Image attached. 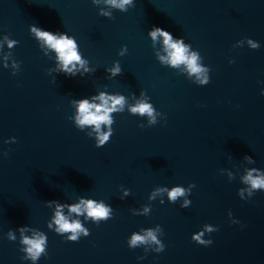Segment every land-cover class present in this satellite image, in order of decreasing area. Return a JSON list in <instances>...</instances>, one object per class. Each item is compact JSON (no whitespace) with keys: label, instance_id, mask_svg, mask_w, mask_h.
I'll use <instances>...</instances> for the list:
<instances>
[{"label":"water","instance_id":"water-1","mask_svg":"<svg viewBox=\"0 0 264 264\" xmlns=\"http://www.w3.org/2000/svg\"><path fill=\"white\" fill-rule=\"evenodd\" d=\"M32 25L74 37L89 71H59ZM154 25L198 53L208 83L160 61L162 40L148 35ZM261 88L264 0H133L125 11L94 0H0V264H32L22 259L18 226L47 238L35 264H264V190L249 196L242 179L250 169L264 173ZM100 92L125 103L97 147L92 126L73 117L75 101ZM140 100L155 123L129 111ZM174 185L186 191L169 200ZM81 198L110 214L71 213L88 235L66 240L48 225L57 203L69 214ZM147 229L162 251L128 245Z\"/></svg>","mask_w":264,"mask_h":264},{"label":"clouds","instance_id":"clouds-1","mask_svg":"<svg viewBox=\"0 0 264 264\" xmlns=\"http://www.w3.org/2000/svg\"><path fill=\"white\" fill-rule=\"evenodd\" d=\"M94 2H103L109 8L125 11L126 6L132 4L133 0H94ZM99 12L101 15H110V12L103 8ZM30 30L43 46H46L47 49L55 53L59 71L72 76L76 75L80 68H83L84 71H89L86 67L87 62L82 59L78 51V45L74 37L64 32H52L34 25L30 26ZM148 35L153 41L158 37L162 40L165 55L159 56L160 61L173 67L183 64L189 74H196L200 84L208 83V77L206 75L207 69L198 64V53L191 51L189 46L184 43L182 37L173 38L169 31L155 25L149 28ZM3 39L8 47H11L15 43V41L9 40L7 36H4ZM245 39L251 48L256 49L259 47L258 41H253L247 37ZM108 71L115 75L121 70L118 64H114ZM260 94L264 95V88L260 89ZM93 101L99 102L96 103ZM124 103L125 98L122 95H112L105 92H100L91 97V99L82 97L75 101L76 113L73 119L76 126L81 129L84 126H92L96 132V146L99 147L105 144L111 134L110 125L112 123V117L110 114L114 111L122 110ZM129 111L133 114L147 115L149 123H155L154 109L146 100H140L134 105H130ZM101 125H104L106 130L102 131ZM5 142L7 143L8 141L6 140ZM246 158L250 159L249 157ZM242 179L249 186V196L252 195L251 190H264V173L259 172V170H248ZM156 191H165V189L158 188ZM166 191L169 200H175L177 196L184 195L186 190L178 185H174ZM189 203L186 199L181 206L185 207ZM67 207L69 214L63 212L64 205L56 204L52 220L48 227L52 228L54 225V231L57 234L63 236V234L67 233L68 235L63 236V238L71 241H76L81 234L84 236L88 235V230L82 226L80 221L70 217L71 213H76L77 215L84 214L86 217H91L94 221H98L107 218L111 211L109 205H105L102 201H94L90 198H81L77 203L67 205ZM145 211H147V208H145ZM205 228L212 231L207 225H205ZM18 231L21 233L20 243L24 246L20 249L25 254L22 259H27L32 264H35L41 254L45 252L46 236L40 232H32L31 235H24L25 226H18ZM201 235L202 233H193L191 239L204 245L211 243V239L203 240L201 239ZM8 238L15 239L11 231L8 233ZM148 242L157 244L158 247L154 249L156 252H160L164 248L163 243L157 240L154 231L151 229L144 230L143 234L133 232L128 237V245L130 247H134L139 243ZM138 259H142V257Z\"/></svg>","mask_w":264,"mask_h":264}]
</instances>
